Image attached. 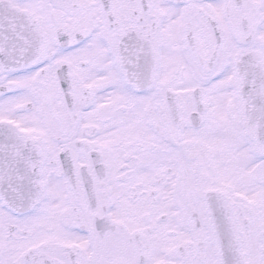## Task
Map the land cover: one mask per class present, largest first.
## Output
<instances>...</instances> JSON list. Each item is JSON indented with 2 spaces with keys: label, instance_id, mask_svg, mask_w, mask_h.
<instances>
[{
  "label": "snow or ice",
  "instance_id": "1",
  "mask_svg": "<svg viewBox=\"0 0 264 264\" xmlns=\"http://www.w3.org/2000/svg\"><path fill=\"white\" fill-rule=\"evenodd\" d=\"M0 264H264V0H0Z\"/></svg>",
  "mask_w": 264,
  "mask_h": 264
}]
</instances>
